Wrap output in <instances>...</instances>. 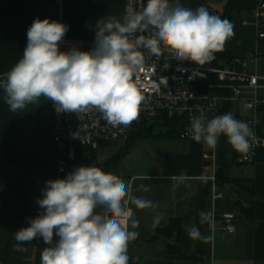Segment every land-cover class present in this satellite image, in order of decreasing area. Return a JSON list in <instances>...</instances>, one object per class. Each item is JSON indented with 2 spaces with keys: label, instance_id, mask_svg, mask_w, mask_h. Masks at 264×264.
<instances>
[{
  "label": "crops",
  "instance_id": "obj_1",
  "mask_svg": "<svg viewBox=\"0 0 264 264\" xmlns=\"http://www.w3.org/2000/svg\"><path fill=\"white\" fill-rule=\"evenodd\" d=\"M228 1L179 0V3L192 10L203 6L210 14L219 16ZM124 7L125 0H0V264H41V252L48 245L37 237L23 245L27 251H15V233L28 227L29 219L34 218L46 182L58 179L57 150L51 134L52 102L41 97L37 103L28 104L16 112L5 103L3 85L6 74L22 58L27 45V30L37 18L58 21L68 26L59 50L67 47L92 50L95 25L99 21L122 20ZM231 23L234 35L227 40L222 51L229 58H249L254 51L260 50L259 59L250 60L249 68L262 77L258 93L264 98V44L257 40L256 20L252 15L235 13ZM230 112L236 115V119H243L241 106H231ZM256 119L264 135V107ZM160 140L157 145L159 154L152 158L140 159V164L139 160L133 163L134 148L122 159L126 165L124 171L116 170L118 161H113L105 170L120 177L133 195L150 199L157 205L155 209L145 210L129 205L134 212L133 218L139 221L136 229L129 225V230L139 233L128 246L129 264H264V148L257 150L253 162L240 164L237 163L238 152L227 141L230 173L239 183L217 184L214 190L208 179L212 168L202 158L203 151L209 148L207 144L194 140ZM107 141L101 142L98 148H78L70 172L77 166H96L112 159L120 148L107 146ZM181 174L187 175L189 180L186 185L174 188L172 177ZM148 176L152 178L146 179ZM141 184L150 185V190L139 191ZM215 191L221 192L222 197L214 199ZM241 206L253 210L252 219L245 216ZM201 211L211 212L213 222L201 224ZM224 214L235 216L236 232L232 236L222 229ZM158 215L163 219L156 228L165 227L172 217L181 218L179 244L189 258L167 256L168 243L174 245L178 242L176 233L168 243L163 238L149 241L156 230L152 228L153 219ZM192 224L212 239H190L188 228Z\"/></svg>",
  "mask_w": 264,
  "mask_h": 264
},
{
  "label": "clouds",
  "instance_id": "obj_2",
  "mask_svg": "<svg viewBox=\"0 0 264 264\" xmlns=\"http://www.w3.org/2000/svg\"><path fill=\"white\" fill-rule=\"evenodd\" d=\"M95 46L91 51L73 47L60 51L68 26L35 19L27 30V45L22 58L6 74L5 103L10 110H23L41 97L51 101L57 113L76 114L79 119L93 110L112 127H127L139 116L143 96L138 87L144 70L146 50L161 57L167 51L181 61L204 65L222 51L234 35L232 23L212 15L200 6L195 10L175 0H147L141 10H125L122 20L110 19L95 25ZM191 139L211 148L219 137H227L231 147L241 153L250 151L254 136L249 125L231 112L205 122L191 120ZM76 135V134H74ZM151 179L152 177H145ZM173 187L185 184V174L174 176ZM150 185H139L148 192ZM37 203L43 211L29 219V226L15 233V251L25 252L24 244L37 237L48 245L41 252V264H129L128 246L139 233L134 212L155 209L150 199L132 194L117 175L88 165L77 166L63 179L48 180ZM200 223H212L211 212L199 213ZM162 216L153 219L159 226ZM54 234L59 237L53 242ZM192 240L208 241L199 228H188Z\"/></svg>",
  "mask_w": 264,
  "mask_h": 264
},
{
  "label": "built area",
  "instance_id": "obj_3",
  "mask_svg": "<svg viewBox=\"0 0 264 264\" xmlns=\"http://www.w3.org/2000/svg\"><path fill=\"white\" fill-rule=\"evenodd\" d=\"M146 2L147 0H125L124 15L127 8L139 11ZM170 2L174 3L175 0ZM251 15L256 20L257 40L259 44H264V0L257 1ZM72 48H61L60 51L67 52ZM142 51L145 54V64L144 70L139 73L138 87L143 100L138 119L130 126L114 128L95 110L82 119L74 113H57L52 103L51 134L57 150L58 179H63L70 173L78 148H98L106 140H127L162 118H184L179 139L193 140L188 132L191 120L203 117L207 122L217 115L225 114L227 106H241L244 111L241 121L247 123L254 133L250 138V151L247 154L238 152L237 163L254 161L257 150L264 148V135L260 132L256 119L264 107V98L258 93L262 77L249 68V61H257L260 50L254 51L249 58L233 56L217 64L210 61L204 65L178 60L167 51L159 58L150 56L146 50ZM218 148L219 140L215 148L209 147L202 153V158L212 168L208 179L214 190L217 187L216 174L219 168ZM220 197L222 193L215 191L213 198ZM42 211L40 207L36 208L33 219ZM234 220V214L222 215V229L225 233L236 232ZM58 240L59 237L55 235L54 241Z\"/></svg>",
  "mask_w": 264,
  "mask_h": 264
},
{
  "label": "trees",
  "instance_id": "obj_4",
  "mask_svg": "<svg viewBox=\"0 0 264 264\" xmlns=\"http://www.w3.org/2000/svg\"><path fill=\"white\" fill-rule=\"evenodd\" d=\"M258 0H229L225 10L219 17L221 19H228L231 22L233 15L236 13L238 15L247 14L251 15L254 8L256 7ZM229 56L223 51L216 52L214 54V59L211 60L213 64H217L219 61L228 59ZM230 107L227 106L225 113L230 112ZM232 113V112H231ZM236 117V115H233ZM184 124V118H162L158 121L153 122L150 126L144 128L141 132L130 136L125 140V144L120 148L118 153L110 159L108 162L103 164H97L96 167L101 168L105 171L109 165L118 158H124L133 147L140 141L144 139L152 138H167V139H179L180 131ZM218 159H219V168L216 174L217 184L225 182H233L235 180L231 175V163L229 159V151L227 144V137L221 135L219 138V148H218ZM247 191L254 193L252 190H249L244 187ZM241 210L248 218H253V210L247 209L241 206ZM176 233L178 235L177 244L168 243V239ZM182 233V221L179 217H172L169 219L168 224L163 228H156L155 234L149 239V241H154L160 238H163L167 241V256L174 259H187V256L181 249L179 244L180 236Z\"/></svg>",
  "mask_w": 264,
  "mask_h": 264
},
{
  "label": "rangeland",
  "instance_id": "obj_5",
  "mask_svg": "<svg viewBox=\"0 0 264 264\" xmlns=\"http://www.w3.org/2000/svg\"><path fill=\"white\" fill-rule=\"evenodd\" d=\"M160 139L161 138H159V139H153V140L150 139V140L144 141V142H141V140H140L138 142V144H136V146L133 147V149L135 148L134 151H133V155H132V158H134V159H131V161L133 163L138 162L137 160L140 161V159H143L142 161H145L148 158H152L154 154H159V151L160 150H158V146L157 145L162 141ZM173 142L174 141L171 140V143H173ZM124 144H125V140H123V139H119V140H108L107 141V146H109L111 148H117V149H119ZM122 159L123 158H118V159L115 160V161H118V167H116V170H118V171H124V169H125V166L126 165L123 164V160ZM138 163L140 164L141 161L138 162Z\"/></svg>",
  "mask_w": 264,
  "mask_h": 264
},
{
  "label": "water",
  "instance_id": "obj_6",
  "mask_svg": "<svg viewBox=\"0 0 264 264\" xmlns=\"http://www.w3.org/2000/svg\"><path fill=\"white\" fill-rule=\"evenodd\" d=\"M233 234H229L228 236H232Z\"/></svg>",
  "mask_w": 264,
  "mask_h": 264
}]
</instances>
